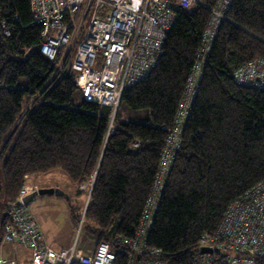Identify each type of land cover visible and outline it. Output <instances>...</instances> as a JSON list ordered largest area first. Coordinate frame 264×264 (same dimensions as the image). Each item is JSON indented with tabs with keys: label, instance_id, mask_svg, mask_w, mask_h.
<instances>
[{
	"label": "trees",
	"instance_id": "trees-1",
	"mask_svg": "<svg viewBox=\"0 0 264 264\" xmlns=\"http://www.w3.org/2000/svg\"><path fill=\"white\" fill-rule=\"evenodd\" d=\"M217 1L177 15L158 66L125 90L108 134L110 108L83 99L69 59L41 55L30 0H0V243L5 210L25 177L59 171L75 186L94 180L84 229L110 246L114 264H128L123 242L135 239ZM255 59H264V0H233L216 27L145 239L158 254H143L144 262L194 264L202 236L264 184V90L233 80Z\"/></svg>",
	"mask_w": 264,
	"mask_h": 264
},
{
	"label": "built area",
	"instance_id": "built-area-1",
	"mask_svg": "<svg viewBox=\"0 0 264 264\" xmlns=\"http://www.w3.org/2000/svg\"><path fill=\"white\" fill-rule=\"evenodd\" d=\"M232 1L218 0L211 10L203 46L188 79L174 126L169 130L153 192L135 239L123 242L129 249L126 251L128 264H164L158 259L143 261V254H158L145 247V239L160 202L166 172L180 147L182 129L190 115L216 27L226 19ZM199 5L200 0H30V12L32 24L41 29V55L50 62L61 55V62L69 59L75 86L83 99L110 108L108 134H111L125 90L145 80L156 69L177 15ZM233 80L241 86L264 90V59H255L236 70ZM93 183L94 180L91 189ZM23 191L9 207L13 223L7 226L5 237L9 241H22L30 248L31 264H114L116 253L106 243L97 244L89 254H83L76 241L70 248L59 251L43 244L41 233L30 222L34 219L23 204ZM37 192L33 190L30 194ZM202 249L209 252H199L194 264H264L263 184L254 186L228 207L218 228L202 236L199 251ZM136 250L141 253L140 260L133 255ZM0 264L8 263L0 259Z\"/></svg>",
	"mask_w": 264,
	"mask_h": 264
},
{
	"label": "rangeland",
	"instance_id": "rangeland-1",
	"mask_svg": "<svg viewBox=\"0 0 264 264\" xmlns=\"http://www.w3.org/2000/svg\"><path fill=\"white\" fill-rule=\"evenodd\" d=\"M92 181H93V179L88 181V182L82 183L78 186H75L74 184H72L70 182V180L67 178L66 175H64L63 173H61L59 171H55V172L45 174V175L26 176L24 184L21 187V191L19 193V196H21L20 194L24 190L23 191L24 196L26 197L33 190H39L40 188H42L47 183H51V185H54L55 187H57V189L64 191V193H66V195L63 198H65V203H66L67 209L69 210L70 208H73L75 215L79 216V220L74 221V235H73L72 241L73 242L76 241L80 245L82 244V248L85 249L86 252L87 251L91 252L98 243H97V240L94 237L93 233L87 232L84 229V224H83L82 219H83V213H85L86 208L88 207V204H89L90 197L88 198V195H91ZM259 184H263V183H259ZM92 188H93V186H92ZM80 194H82V196H80ZM19 196H18V198H19ZM45 200L52 202V203H45L46 205H48L46 207L52 208V210L57 211L59 213L58 217H59V219H61L62 211L65 210V205L63 203H61L59 201V199H45ZM44 202L45 201H43V203ZM11 206L12 205H9L7 207V209L5 210L6 215L9 213V211H10L9 207L11 208ZM25 206L28 209V214H31L32 213V209L30 207L31 205L29 204V206L28 205H25ZM67 209H66V211H67ZM81 215H82V217H81ZM7 217H8V224H7V226H8V225L13 223V220H10L11 216L9 214L7 215ZM30 222H32V223L34 222L37 225L38 230L40 231L41 236H42V243L46 245L43 233H42L41 229L39 228V225L37 224V222L35 220H30ZM7 226L5 228V233H4V236H3L2 241L0 243V259L7 261L8 264H16V262H15L16 260L14 261V258H15L14 256H16L15 254H14V256L12 255V257H9L11 259L7 258L8 256L4 255L7 253V250L10 249V251H11V248H10L11 246H14V245H19L21 247L23 246L30 254H31V250L29 247L22 244L23 243L22 241H9V240H7V238L5 237L8 234L7 233ZM15 234H17L16 238H18L19 233H18L17 229H15ZM17 252H18L17 254L19 256L21 249L18 248ZM133 255L135 256V258L140 260L141 253H138L137 250L133 251ZM23 256H24V254H23ZM31 259H32V255H31ZM31 263L32 262L30 260V264Z\"/></svg>",
	"mask_w": 264,
	"mask_h": 264
},
{
	"label": "crops",
	"instance_id": "crops-1",
	"mask_svg": "<svg viewBox=\"0 0 264 264\" xmlns=\"http://www.w3.org/2000/svg\"><path fill=\"white\" fill-rule=\"evenodd\" d=\"M44 188L57 189V187L51 185V183H47L40 189H44ZM62 192L64 193V191ZM65 195L66 193H64L63 196H56V195L38 196L30 203L32 213L29 214V216L33 218L39 225V228L43 233L46 245L58 251L63 249H68L74 243L72 241L74 235V221L71 217V209L68 210L66 207L65 198H63L65 197ZM45 199H59V201L65 205V210L62 211L61 219H59L58 217L59 213L57 211L52 210V208L46 207L48 205H46L45 203H52V202L46 201ZM43 201L45 202L43 203ZM22 247L19 245L11 246L10 247L11 251L10 249L7 250V253L4 255L8 256L7 258H9L12 257V255L14 256L15 254L16 256H14L15 257L14 261L16 260L15 261L16 264H30L31 254L24 247L23 248ZM18 248L21 249L19 256L17 254ZM78 248L80 249V251L83 252V254H89L88 251L86 252V250L82 248V244L81 245L78 244Z\"/></svg>",
	"mask_w": 264,
	"mask_h": 264
},
{
	"label": "water",
	"instance_id": "water-1",
	"mask_svg": "<svg viewBox=\"0 0 264 264\" xmlns=\"http://www.w3.org/2000/svg\"><path fill=\"white\" fill-rule=\"evenodd\" d=\"M49 195H56V196H63L64 193L60 189H54V188H44L39 189L37 193L29 194L23 199V204L29 205L36 197L38 196H49ZM202 253L209 252L208 249H202Z\"/></svg>",
	"mask_w": 264,
	"mask_h": 264
}]
</instances>
